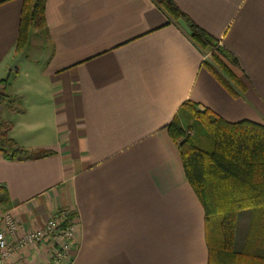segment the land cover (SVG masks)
<instances>
[{
	"label": "crops",
	"instance_id": "obj_1",
	"mask_svg": "<svg viewBox=\"0 0 264 264\" xmlns=\"http://www.w3.org/2000/svg\"><path fill=\"white\" fill-rule=\"evenodd\" d=\"M172 1L235 58L240 97L203 69L185 25L151 0H46L45 30L26 45L35 37L42 54L26 58L32 67L3 95L26 46L15 53L22 0H0V136L51 153L0 154V212L13 211L19 235L56 211L74 214L69 264H207L203 209L167 126L185 102L264 126V0ZM250 219H237L236 250ZM46 259V250L27 249L10 264Z\"/></svg>",
	"mask_w": 264,
	"mask_h": 264
},
{
	"label": "trees",
	"instance_id": "obj_2",
	"mask_svg": "<svg viewBox=\"0 0 264 264\" xmlns=\"http://www.w3.org/2000/svg\"><path fill=\"white\" fill-rule=\"evenodd\" d=\"M45 1L22 0L15 53L27 45L31 32L45 30ZM174 24L183 23L193 46L206 58L203 69L232 97L245 91L237 61L205 31L195 26L172 0H151ZM1 96V95H0ZM186 122L174 117L167 133L176 145L185 179L204 213L207 264H264V126L247 121L229 123L191 102L181 106ZM0 154L9 161L39 159L46 151H27L0 136ZM0 189V204H5ZM251 215L241 250L234 247L236 223ZM5 212V211H3ZM74 218V214H71Z\"/></svg>",
	"mask_w": 264,
	"mask_h": 264
},
{
	"label": "built area",
	"instance_id": "obj_3",
	"mask_svg": "<svg viewBox=\"0 0 264 264\" xmlns=\"http://www.w3.org/2000/svg\"><path fill=\"white\" fill-rule=\"evenodd\" d=\"M75 219L67 210L54 212L42 227L19 235L20 224L13 211L0 212V264H10L22 251L46 250L47 259L35 264H69V252L76 245Z\"/></svg>",
	"mask_w": 264,
	"mask_h": 264
},
{
	"label": "rangeland",
	"instance_id": "obj_4",
	"mask_svg": "<svg viewBox=\"0 0 264 264\" xmlns=\"http://www.w3.org/2000/svg\"><path fill=\"white\" fill-rule=\"evenodd\" d=\"M40 54H42L41 43L39 42L38 39H36L35 37H32L30 45L26 46L22 55L19 58H17L15 61H13L9 66V69H13V70L7 72V75L4 77L5 85H4L3 91L1 92L3 95H5L11 91L16 90L17 86H19V84H20V81H22L24 79L21 74L27 68L32 67L30 65H27L26 58L28 57V59L30 61V59H33V58L37 57V55H40ZM11 104L12 105L10 107H12V110H14V111L19 107V104L17 102L11 103ZM21 107H22V104H21ZM179 117L182 119L181 123L186 122V117L184 115H182V113L179 115ZM243 214L247 215L248 212L246 211L244 213H241L242 216H243ZM239 239H240V232L237 233V237H236V245L237 246L239 244Z\"/></svg>",
	"mask_w": 264,
	"mask_h": 264
}]
</instances>
